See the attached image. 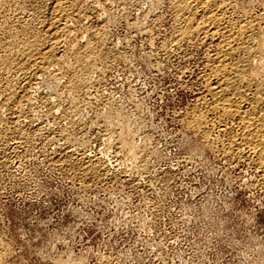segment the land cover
Segmentation results:
<instances>
[{"label":"rangeland","instance_id":"1","mask_svg":"<svg viewBox=\"0 0 264 264\" xmlns=\"http://www.w3.org/2000/svg\"><path fill=\"white\" fill-rule=\"evenodd\" d=\"M231 1V13L243 19L264 14V0ZM26 2L27 35L43 34L55 0ZM174 2L78 0L63 48L67 64L95 41L93 33L104 43L87 71V93L66 90L68 67H52L31 91L29 120L15 124L18 113L4 108L0 89L6 264H264L260 173L191 128L206 47L174 54L164 46L175 28ZM256 24L264 38V21ZM260 61L264 71V46ZM16 65L1 70L2 86L22 79ZM49 96L53 108L41 103ZM83 152L105 164L107 178L76 174L72 160Z\"/></svg>","mask_w":264,"mask_h":264},{"label":"bare ground","instance_id":"2","mask_svg":"<svg viewBox=\"0 0 264 264\" xmlns=\"http://www.w3.org/2000/svg\"><path fill=\"white\" fill-rule=\"evenodd\" d=\"M26 1L0 0V37L2 35L5 39L0 72L10 71V63L17 64L18 71L22 72V79L13 88L7 87L8 83L6 87L1 85L4 82L0 83L4 108L6 106L18 113L14 117L15 124L24 118L29 120L27 106L32 102L31 91L40 75L52 67H68L70 78L64 86L61 85L66 90H73L79 96L87 93L85 89L90 81L87 71L97 66L94 64L104 45L102 35L93 33L95 41L87 42L83 53L75 52L76 56L73 55L76 62L67 64L63 48L73 31L71 12L78 0H55L49 12L50 18L42 23L43 34L37 32L34 35H27V21H23L28 13H25ZM171 5L175 11V28L170 44L163 45L174 54H178L185 45L206 47L205 61L198 78L200 87L196 93V104L189 116L191 128L202 133L207 143L223 151L224 156L229 155L237 163L243 161L252 165L260 173L258 184L264 187V71L260 61L264 38L255 31L256 23L264 21V14L245 19L233 15L231 0H175ZM12 15L19 23L15 33L11 30ZM49 98H43L45 100L41 103L51 108L55 103L52 104V98ZM15 133L19 139L24 138V132L19 129ZM120 147L124 148L122 142ZM61 153L69 160L74 154L68 149ZM72 162L76 174L84 178L102 180L109 175L105 164L88 153L83 152L77 158L74 156ZM5 250L0 248V264H6Z\"/></svg>","mask_w":264,"mask_h":264}]
</instances>
